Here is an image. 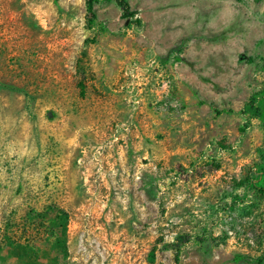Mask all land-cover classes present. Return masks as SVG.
Wrapping results in <instances>:
<instances>
[{
  "label": "rangeland",
  "instance_id": "rangeland-1",
  "mask_svg": "<svg viewBox=\"0 0 264 264\" xmlns=\"http://www.w3.org/2000/svg\"><path fill=\"white\" fill-rule=\"evenodd\" d=\"M88 1L0 0V264H264V0Z\"/></svg>",
  "mask_w": 264,
  "mask_h": 264
},
{
  "label": "trees",
  "instance_id": "trees-1",
  "mask_svg": "<svg viewBox=\"0 0 264 264\" xmlns=\"http://www.w3.org/2000/svg\"><path fill=\"white\" fill-rule=\"evenodd\" d=\"M87 1H88V0H87ZM117 3H118L123 9L126 8V6H125V4L123 3L122 0H117ZM87 5H88V7H90V1L87 2ZM82 93H83V88L81 87V88H79V95L82 96ZM256 262H257L258 264L261 263L260 260H257Z\"/></svg>",
  "mask_w": 264,
  "mask_h": 264
}]
</instances>
